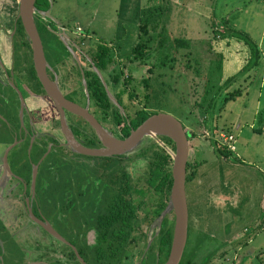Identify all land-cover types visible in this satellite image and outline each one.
I'll return each instance as SVG.
<instances>
[{
  "label": "rangeland",
  "instance_id": "1",
  "mask_svg": "<svg viewBox=\"0 0 264 264\" xmlns=\"http://www.w3.org/2000/svg\"><path fill=\"white\" fill-rule=\"evenodd\" d=\"M16 3L17 0H0L1 72L2 68L10 69V60L13 63L10 53ZM47 7L48 16L36 15L34 22L64 93L67 91L79 103L86 100L84 78L73 56L86 75L87 57L99 42L110 45L107 49L116 55V70L121 69L122 75L131 76L128 88H133L134 95L128 98L125 92L114 94L119 88L117 84L105 85L106 71L96 72L112 105L105 117L101 111L97 110L96 114L111 135L120 125L113 119L115 108L120 113L125 110L132 114L142 103L147 109L172 114L185 131L192 132L187 157L195 160L196 177L203 179V187L209 189L208 201L204 204L207 210L209 208L204 217L208 224L206 231L195 224L189 228L178 264H264V226L258 225L264 220V32L261 31L264 4L258 0H47ZM139 16L147 21L145 36L148 38L144 44L149 48V55L128 61L124 54L135 40ZM55 19L61 27V23L65 25L64 31L69 35L87 31L79 47L84 57L64 45ZM221 19L227 30H222ZM77 25L80 30H76ZM218 32L221 36L216 35ZM221 42L245 47L247 56H241L238 62L232 58L229 65L225 64L223 57H227V52ZM233 47L230 53L235 52ZM164 54L165 63L159 64ZM148 66H151L150 71H146ZM14 79L0 76V104L2 100L5 102L0 109L5 115L7 107L14 113L11 118L3 116L4 122L0 124L17 127L14 131L21 126L25 137L27 130L22 126L29 121L32 139L37 141L31 143L27 139L24 145L17 140L15 147L12 145L10 153L5 155V161L0 154V177L5 171L4 180L12 181L7 195L13 200L8 204L10 208L4 206L0 212V264H96L90 253L82 249L90 250L94 244L93 229L84 224L83 219L91 216L95 190L87 186L90 181L79 184L84 175L88 179L89 170L78 177L77 171L71 168L76 160L84 166L81 159L88 161L89 157H82L66 143L57 126L55 109L46 99L42 97L41 101L34 97L31 107L26 108L28 94L15 88ZM13 92L17 94V101ZM114 95H118L121 104H117ZM90 100L88 102L92 103ZM22 101L24 105L17 107L16 103L22 104ZM40 103L46 109L44 117L35 110ZM29 110H32L30 116ZM66 116V121L87 130L77 115L67 113ZM224 130L233 135L234 149L220 153L215 150L213 141L219 139L218 133L227 134ZM38 135L41 139L36 137ZM152 136H143L137 145L147 143ZM223 144L228 148L226 142ZM8 145L2 150L0 143V153ZM41 145L45 150L39 155ZM137 145L126 153H132ZM131 155L127 168L134 175L142 170L145 158ZM31 167H35L33 182ZM98 167L105 166L99 162ZM29 169L25 194L31 195L26 204L25 195L21 194L22 199L19 197L23 186L16 192L14 178L27 181ZM192 185L193 180L186 182V192ZM82 188L84 191L78 194ZM171 220L169 209L148 228L141 223L137 231L145 234L139 236L134 245H129L126 256L117 264H154L143 250L158 226L162 228ZM41 223L47 224L58 236ZM244 236L248 237L246 242L242 239L240 246L233 248L231 242ZM157 257L160 261L164 259L162 252Z\"/></svg>",
  "mask_w": 264,
  "mask_h": 264
},
{
  "label": "trees",
  "instance_id": "2",
  "mask_svg": "<svg viewBox=\"0 0 264 264\" xmlns=\"http://www.w3.org/2000/svg\"><path fill=\"white\" fill-rule=\"evenodd\" d=\"M260 1L264 4V0ZM34 6V13L44 11L48 8L47 0H35ZM221 20L223 21L222 30H227L228 27L226 26V23L223 19ZM13 23L14 29L11 34L10 55H13L14 58L11 66L14 75L18 78L17 80H14V82H16L22 90L27 89L43 92L32 67L30 47L26 33L24 32L17 16L14 18ZM61 25L64 29H66L65 25L62 23ZM137 25L138 32L136 33L135 40L129 51L124 54L125 59L128 61L140 60L149 55V48H146L144 44V40L148 38L145 36L147 31L146 19L139 16ZM220 32L216 33V35L221 36L223 31L221 33ZM86 33L87 31H82L81 35L80 33H77L78 35L75 33L73 36L66 33L68 41L72 44L71 47L77 56L81 54L79 47L83 40L82 35H86ZM108 46L110 45L101 42L95 44L93 50L87 57V64L89 68L86 67L85 69L87 73L86 75L81 63L79 62L77 64L81 75L84 78L83 86L84 90L87 91L86 96L91 99L90 101L92 102V106H95V109L93 107L94 111H101L102 117L109 114V110L112 105L106 95V91H104L103 86L100 83L99 77L96 74V72L98 73L97 70L102 72L106 71L107 76L103 79L105 85L108 83L117 84L119 88L115 90L114 94L121 95L125 92L128 98H131L134 95L132 92L133 88H128L131 76L128 73L126 75H122L121 69L116 70L114 66V63L117 62L116 55L113 56L112 52L108 51ZM82 56L84 57V54ZM164 56L165 54L160 58V60H158L159 64L165 63ZM44 57L51 66V69L56 73L55 75H57V70L52 66L54 64L49 62L45 51ZM108 65L111 67H108ZM146 69V71H150L151 66L146 67ZM76 72L79 71L77 70ZM49 76L50 78L53 77L51 73H49ZM203 90L205 91L206 88H203ZM117 96L118 95L115 97L114 95L116 102L117 104H121ZM121 107L124 109V106L121 105ZM114 111L116 115L113 119L116 123L120 124L117 132L119 133L118 136L121 137L126 135L128 131L137 125L145 116L153 112V110L147 109L144 103L135 109L132 114H128L125 110L120 113L116 108ZM101 124L104 126L102 120ZM183 129L185 131L184 127ZM212 131L213 128H211V132ZM224 131L227 132V134H231L227 130ZM185 133L187 139L191 138V131H185ZM218 136L219 139H214L215 141H213L216 147L215 150L220 153L225 152V150L231 151L229 147V149L224 147L225 145L222 142V136L219 135V133ZM84 144L91 146L94 142L88 139L84 142ZM39 149L40 155L45 150L44 145L39 146ZM172 150L173 142L170 137L165 134H155L147 143L137 145L132 153L122 152L111 155H88L80 153L82 157H89L88 161L81 159L84 166L82 163H79L78 160L71 164V168L73 166V168L77 171L74 172L77 173L78 177L80 175H84L85 170L90 171L88 172L89 175H87L88 179L86 180L84 175L79 184L90 181L87 186H89L90 189L95 190V196L93 197L92 204L93 211H90L91 216H86L83 219L84 224L92 228L94 231V244L92 248L89 247L90 250H88L87 247L86 249L82 248L84 252L90 253V257L94 263L117 264L119 259L126 256L129 245H134L137 242V238L139 236H143L142 234H145L142 230L137 231L140 224L143 223V225L148 228V226H150L151 223L157 219L161 212L165 211L171 182L170 164ZM131 154L143 156L145 158L142 170L134 175H132L130 170L127 168V161L132 156ZM19 155L20 151H18V157H21V155ZM99 162L103 163L105 167L99 168ZM193 162L195 163V160H190L189 157L186 158L184 175V191L187 207L186 236L189 234V228L193 224L200 228L202 226L205 228V231L207 230L206 225L208 224L207 220L204 218L206 217L207 210L206 207H204V204L208 201L209 189L203 187L205 186L202 181L203 179L200 178L199 180V176L196 177ZM192 180V188L189 192H186V182H190ZM83 188L77 193L80 194L84 191ZM25 195H27V193ZM33 197L32 199L30 198V202L33 201ZM139 211L141 214H139ZM263 221L264 220L258 224L260 227H262L261 223ZM160 226H158V231L154 236H152L153 238L148 241L145 249L143 250V253L146 252L147 257H149L151 262L154 264H159L161 262L157 257L159 253L162 252L164 258L167 254L171 236L172 220L169 224L164 225L162 228ZM245 238L247 239L248 237L244 236L243 238H237L231 242V244H233L232 247L235 248L238 245L240 246L242 239L243 243L246 242ZM83 243L87 245L85 242ZM77 252H79L78 249Z\"/></svg>",
  "mask_w": 264,
  "mask_h": 264
},
{
  "label": "water",
  "instance_id": "3",
  "mask_svg": "<svg viewBox=\"0 0 264 264\" xmlns=\"http://www.w3.org/2000/svg\"><path fill=\"white\" fill-rule=\"evenodd\" d=\"M34 1L35 0H17L16 16L18 17L29 42L31 63L35 76L44 91V95L51 101L58 113L59 129L63 134L66 143L76 152L83 154H119L133 149L141 138L145 136L144 134L147 128L153 124H157L162 129L161 131H157L156 134H165L172 140L173 150L171 153L170 164L171 182L168 191V201L165 208V210L171 209L172 228L167 254L159 264H178L185 244L187 231L184 175L185 161L188 153V139L181 122L168 112L153 111L145 116L137 125L131 128L126 135L115 137L86 110L85 106H81L75 101L64 97L58 88L55 75L50 78L46 72L45 67L47 63L44 57L40 35L34 22ZM38 13L42 16H48L47 9ZM55 21L56 29L60 32L58 34L59 37H62L63 35L62 42L72 52V47L67 44L68 38L64 28L60 26V22L57 19H55ZM73 57L78 62L77 58L75 56ZM64 110L82 117L91 126L97 140L99 141L98 146L83 145L73 137L65 121ZM13 143L14 141L5 148L3 158ZM31 169V182H33L35 167H32ZM25 203L28 204L27 201H25ZM162 213L163 211L161 214ZM41 225L50 233L55 234L47 224L41 223ZM55 235L58 236L57 234Z\"/></svg>",
  "mask_w": 264,
  "mask_h": 264
},
{
  "label": "crops",
  "instance_id": "4",
  "mask_svg": "<svg viewBox=\"0 0 264 264\" xmlns=\"http://www.w3.org/2000/svg\"><path fill=\"white\" fill-rule=\"evenodd\" d=\"M259 2H261L260 0H258ZM262 3V2H261ZM16 17V14H15V16H14V18ZM263 30V32H264V12H263V22H262V24H261V31ZM122 32V31H121ZM118 36L120 35H122V33L121 34H117ZM134 37H136V34H135V36ZM135 39V38H134ZM226 42H228V41H226ZM226 42H221V44H223V48L225 49V51L227 52V57L226 56H224L223 57V62L225 61V64H226V62H227V64L229 65L230 63H231V61L230 60H232V58H234L233 59V61L234 62H238L241 58V56L243 57V56H247V52L245 51V47H239V46H231L230 44H228V43H226ZM132 44H133V42H132ZM131 44V45H132ZM131 47V46H130ZM234 48L235 49V52L234 53H230L229 52V49L230 48ZM232 54H236V55H238V56H235L234 57V55H232ZM239 54H241V55H239ZM243 63H244V61H243ZM243 66L245 65V64H242ZM3 75H6L5 74V70H4V73H2L1 72V70H0V76H2V78H3ZM14 82H12V84H13ZM14 85V84H13ZM18 85V84H17ZM18 91L19 90H22V89H20L19 88V85L17 86V88H16ZM16 90V91H17ZM22 91H25L27 94H28V106H26V108H30L31 107V104H32V100H33V98L34 97H39L40 98V100L42 101V97L44 98V99H46V101H47V98H45L46 96H44V94H43V92H41V91H33V90H27V89H25V90H22ZM20 92V91H19ZM13 93H15V92H13ZM16 94V93H15ZM13 96V95H12ZM42 96V97H41ZM14 97V96H13ZM10 99V98H9ZM14 100L15 101H17V95H16V98L14 97ZM10 101V100H9ZM3 103H5L3 100H2V103L0 104V105H4ZM22 104H20V103H16V105H17V107L19 106V107H21V105L23 106L24 105V103H23V101L21 102ZM10 104H11V102H10ZM42 103H40L38 106V109H35L36 110V112H37V115H39V114H42L46 109L41 105ZM44 104V103H43ZM45 105V104H44ZM1 110V112H0V121H2V122H4L2 119V117L4 116V119H7V118H11V117H13L14 116V113H13V111H11V109L9 108V107H7L6 109H5V111L7 112L6 113V115H5V112L4 111H2V109H0ZM28 110V109H27ZM32 112V110H29V116H30V113ZM33 118V117H32ZM14 121H16L17 122V124H19L20 125V122L19 121H17V119L15 118V120ZM13 124V123H12ZM2 125L0 124V129H2V130H0V143L2 144V150H3V147H5V145H7V144H11L10 142H11V140H13L14 139V143L12 144L14 147H15V144H16V141L17 140H20L21 142H23L24 143V145H26L27 143V139L29 138L28 137V135H30V133H33V130H31V124H30V122L29 121H27V123H26V125L25 126H22L24 129H26L27 130V134L25 135V137H24V134H22L21 133V130H20V127L18 128V131H14V130H16L17 129V127L16 128H14V126L13 125H10L9 124V126H2ZM29 131H31V132H29ZM15 132L17 133V135L15 136ZM6 135H8L9 137V139H7L6 138ZM25 138V139H24ZM29 142H32V140H29ZM34 142V141H33ZM23 143H21V145L23 144ZM12 145H11V147H12ZM23 145V146H24ZM10 147V148H11ZM10 148L7 150V152H6V154L5 155H7L8 154V152H9V150H10ZM25 148H26V146H25ZM5 150V149H4ZM27 151H28V149H27ZM10 153V152H9ZM1 154V158H2V160H4L5 161V157L3 158V153H0ZM11 158V157H10ZM22 159V158H21ZM13 160H14V158H13ZM9 162L10 163H12L11 162V160L9 159ZM5 168V167H4ZM32 168V167H31ZM30 170V169H29ZM1 172V171H0ZM13 172L14 173H18L16 170H13ZM5 171H2V177H0V212L1 211H3V208H4V206L5 207H7V208H10V206L8 205V204H11L10 202H12L13 200H12V198L11 197H8V192H9V187H10V183H12V181H10L9 180V178H7V179H5L4 180V176H5ZM12 174V173H11ZM19 174V173H18ZM28 174H29V171H28ZM22 177H23V175H21ZM15 177V176H14ZM25 178V177H24ZM2 179V180H1ZM15 179V190L16 189H18L19 187H20V185H22L21 187L23 188V190L21 191V192H19V195H21V194H24L25 195V190H26V187L28 188V183H29V179L27 180V181H25L24 179H22V178H14ZM6 180H9V182H8V184H7V182H6ZM6 185H7V187H6ZM24 187H25V189H24ZM30 189V188H29ZM16 192H17V190H16ZM18 194V193H17ZM31 195V194H30ZM20 197V199H22L21 197H22V195L21 196H19ZM27 197V195H25V198ZM6 198V199H5Z\"/></svg>",
  "mask_w": 264,
  "mask_h": 264
},
{
  "label": "flooded vegetation",
  "instance_id": "5",
  "mask_svg": "<svg viewBox=\"0 0 264 264\" xmlns=\"http://www.w3.org/2000/svg\"><path fill=\"white\" fill-rule=\"evenodd\" d=\"M33 15H34V18L36 17V15H39V13H34L33 12ZM13 25H14V23H13ZM36 25V24H35ZM37 27V26H36ZM13 29H14V27H13ZM38 29V28H37ZM13 32V31H12ZM12 34V33H11ZM39 35H40V33H39ZM41 39V38H40ZM41 43H42V39H41ZM69 44V43H68ZM70 46L72 45L71 43L69 44ZM42 48H43V46H42ZM43 52H44V48H43ZM11 57V56H10ZM31 57V56H30ZM10 69H8L7 71H5V76H7V77H10V80H11V77L13 78H15L14 80H17L18 78H17V76H15L14 75V72H13V69H12V61L10 60ZM46 63H47V65H46V72H47V74L49 75V73H51L53 76L55 75V72L51 69V66L49 65V63L46 61ZM78 63H79V61H78ZM33 67V66H32ZM7 72V73H6ZM49 72V73H48ZM2 73H4V68H2ZM50 77V76H49ZM55 77H56V75H55ZM14 80H13V82H14ZM56 83H57V80H56ZM14 84V86H16L15 88H17V83L16 82H14L13 83ZM57 85H58V88H59V90H60V92L62 93V95L64 96V97H66V98H68V99H71V100H73V101H75L73 98H72V96L66 91V93H64L63 92V90H61L60 89V87H59V84L57 83ZM43 94H44V91H43ZM15 95H17V94H15ZM45 96V95H44ZM85 96H86V94H85ZM42 97V96H41ZM45 98H47V97H45ZM89 101V98L86 96V100H84V102H82V103H79L78 101H75L76 103H78V104H80L81 106H85L86 107V110L101 124V120L99 119V117H98V115L96 114V112L94 111V109H93V107H92V103H90V102H88ZM7 103L9 104V100H7ZM4 104V103H3ZM47 104L48 105H50V107L51 108H54L55 109V107L53 106V104L51 103V101L47 98ZM55 112H56V114H57V119H56V122H57V126H58V129H59V122H58V113H57V111H56V109H55ZM67 113H70V114H73V113H71V112H68L67 110H64V117H65V121H66V114ZM43 114V113H42ZM42 114H40V117H44V115H42ZM75 115V114H74ZM78 116V115H77ZM80 119H81V121H82V126H85V128H87V130L86 129H84V127H81V126H78L77 124H75V123H72V122H69V121H66V123H67V125H68V127H69V129H70V131H71V133H72V135H73V137H75L80 143H82L83 145H85L84 144V142L86 141V140H88V139H90L91 141H93L94 142V144L93 145H91V146H98L99 145V141L97 140V137H96V135H95V133H94V131H93V129L91 128V126L82 118V117H80V116H78ZM102 125V124H101ZM104 125V124H103ZM73 130H75L76 131V135L74 134V131ZM81 132H80V131ZM78 131H79V133H78ZM118 132H115L114 134L112 133V135L113 136H115V137H121V136H118ZM32 135H33V133H30V135H28V139H30V140H32V142L33 141H37V140H35V139H32ZM38 139H41V136H36ZM52 138V137H51ZM53 139V138H52ZM45 141V140H44ZM46 143V142H45ZM86 146H89V145H86ZM50 147V146H49ZM79 153V152H78ZM30 194H28V196H29ZM28 196L26 197V201L28 202ZM29 203V202H28ZM39 218L37 215H35V218ZM93 234H94V231H93Z\"/></svg>",
  "mask_w": 264,
  "mask_h": 264
},
{
  "label": "built area",
  "instance_id": "6",
  "mask_svg": "<svg viewBox=\"0 0 264 264\" xmlns=\"http://www.w3.org/2000/svg\"><path fill=\"white\" fill-rule=\"evenodd\" d=\"M44 19V18H43ZM76 30H80V27L77 25L75 26ZM50 29V28H48ZM219 135H221V133H219ZM222 142H226V144L228 145V147L230 149H234V145L233 143L231 142V140L233 139L232 135L231 134H222ZM261 226H264V221L261 223Z\"/></svg>",
  "mask_w": 264,
  "mask_h": 264
},
{
  "label": "bare ground",
  "instance_id": "7",
  "mask_svg": "<svg viewBox=\"0 0 264 264\" xmlns=\"http://www.w3.org/2000/svg\"><path fill=\"white\" fill-rule=\"evenodd\" d=\"M161 130L162 129L157 124H153V125L149 126V128H147L144 135L156 134L157 131H161Z\"/></svg>",
  "mask_w": 264,
  "mask_h": 264
}]
</instances>
